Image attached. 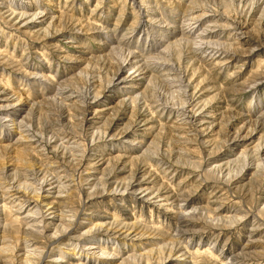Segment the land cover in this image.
I'll list each match as a JSON object with an SVG mask.
<instances>
[{
	"label": "rangeland",
	"instance_id": "rangeland-1",
	"mask_svg": "<svg viewBox=\"0 0 264 264\" xmlns=\"http://www.w3.org/2000/svg\"><path fill=\"white\" fill-rule=\"evenodd\" d=\"M49 2L4 0L0 6V12L26 13L0 18V94L10 98L0 97V233L16 252L30 238L39 240L29 264H264V0H57L46 9ZM177 13L191 37L168 40L165 29L174 27L167 20ZM31 18L36 22L28 32L17 28ZM160 35L164 45L146 55ZM128 51L144 54L143 74L134 65L120 67ZM226 52L232 62L215 65L214 54ZM177 66L186 70L193 106L211 105L210 127L180 122L173 108L184 97L168 88L171 74L164 68ZM75 90L99 103L83 111ZM106 106L95 124L85 119ZM3 126L12 132L7 137ZM242 128L251 130L250 141L247 133L236 137ZM63 133L71 134L70 143ZM33 141L42 155L32 150ZM46 157L59 163L38 190ZM85 159L104 160L88 180L79 170ZM147 172L153 191L138 197L131 185ZM10 181L27 194L22 201L40 204L30 201L18 215L41 208L46 221L36 230L43 232L13 219L20 201L9 203L12 197L2 192ZM167 194L171 199H162ZM42 195L69 221L52 219L38 200ZM215 208L221 212L213 219Z\"/></svg>",
	"mask_w": 264,
	"mask_h": 264
},
{
	"label": "bare ground",
	"instance_id": "bare-ground-1",
	"mask_svg": "<svg viewBox=\"0 0 264 264\" xmlns=\"http://www.w3.org/2000/svg\"><path fill=\"white\" fill-rule=\"evenodd\" d=\"M57 0H51V2H49V6L48 8L46 9H51L53 7H56L57 6V3L56 2ZM168 1V0H167ZM4 6V0H0V6ZM16 6H19L20 9L23 8L24 5H21L20 3L16 4ZM5 7V6H4ZM9 7V6H8ZM1 10V9H0ZM5 12H10V18L14 19L17 15L19 16H24L26 13L23 11V10H20V11H15V9H11L10 7L7 8L6 10H4ZM5 12H0V18L3 20L5 19L6 17H8L6 15ZM13 12H15L13 14ZM39 13V12H38ZM184 15V14H183ZM42 16V15H41ZM179 17L181 18V13H177L175 14L174 18L172 17L171 18V15H170V18L169 20L167 21H170L169 23L166 24L167 27H170L171 24H173V27L174 29L172 30L171 28L170 29H165L166 31H169L167 34H164L166 35L167 39L168 40H171V38H177V36H181L179 38H183L184 36L186 37H191V31L189 29H187L185 27V24L181 23V25L179 26L178 24L179 23ZM35 18H31L30 20H27V21H24L22 22L17 28L21 29L23 32H28L27 31V28L30 26V25H34L36 20H34ZM21 22V21H20ZM159 31H162L163 28H159L158 29ZM201 35V34H200ZM199 35V36H200ZM209 35L208 32L207 33H203L201 38H204L205 36ZM162 37L164 36H161L160 35V41H158V43L154 44L152 49H149L147 50L146 52V55L148 54H153L154 52H157L159 50V47L164 45V43L162 42L161 43V39ZM185 38V37H184ZM159 44V46L157 48H154L156 47L157 45ZM253 49V48H252ZM223 53H218V54H214V58L217 59V63H215V65H222V66H228L232 60L234 59L233 58V55L232 53H229V52H226V54H223ZM124 56L121 58V68H124V67H127V66H130V65H134L135 67H137V72L138 74H143L144 72L142 71L143 69V64L145 63V60H144V57L142 55V53H139V54H136L135 52L131 51L129 53V51L127 53L124 52L123 54ZM222 55V56H221ZM221 56V57H220ZM149 57V56H148ZM213 56L210 57V59H212ZM167 65H169V63H167ZM175 67V66H174ZM165 69L168 70L167 73H170L171 74V78H169L168 80L171 82V83H167L168 85V88H171V87H175L176 89L180 90V94L182 95L181 97H184L183 101L184 103L178 107L176 106H172V107H176V108H173L175 109L176 111H179V120L182 124H193L194 121L196 120H200V125L202 123L206 124L207 127H210L212 125V122L209 120L210 118H213L214 115L212 113V107L210 104H202L203 108L201 109H198L196 108V106H193V103L195 100H197V98H195V94L191 95L188 93V90L190 91L191 90V86L188 87V84L186 83V78H187V74H186V70L185 69H181L179 70L178 69V66H177V71H175L176 69H172L169 70V67H164ZM170 71V72H169ZM179 71V72H178ZM166 73V74H167ZM168 76V74H167ZM231 77V76H230ZM233 77V76H232ZM231 77V78H232ZM230 78V79H231ZM128 79L130 78H126L123 77V80H126L128 81ZM191 78L188 80V83L190 82ZM130 87H133V86H130ZM65 89V88H64ZM166 89V88H165ZM82 90V89H81ZM131 89H129L130 91ZM168 90V89H166ZM173 90V89H172ZM177 90V91H178ZM76 91V90H75ZM128 91V92H129ZM175 92H177L176 90H173ZM77 92V91H76ZM81 92V91H80ZM6 91H4L2 94H5ZM193 93H196L195 91H193ZM2 94H0V97L2 100H10L9 97L7 98H3ZM81 95V94H80ZM78 95V92L76 93L75 95V98H78V99H83V102L85 103V108L83 109V111H86L87 108H89L93 103L94 104H97L99 103V99L97 100H92V101H89L85 98H80ZM164 97V96H163ZM195 98V99H194ZM13 107V105L11 106ZM171 108V106H170ZM9 109V108H7ZM106 109H108V107H102L100 109H95V113L97 114V116H91V117H87L86 116V120L88 122H91L93 124H95L96 121H98V119H101V116L98 115L100 114L101 111H105ZM172 110V108H171ZM173 111V110H172ZM171 111V112H172ZM192 111H195L197 112V114L193 113ZM209 111V112H208ZM211 111V112H210ZM6 114V117L10 115V111L8 110V112L5 113ZM12 116L14 115V113L11 114ZM251 114H247L246 115V119L249 121L247 122V127L249 126L248 124L250 122H252L251 118H250ZM259 122H264V117H261L259 119ZM91 126V125H89ZM6 127L3 126L2 127V131L5 129ZM142 128V127H141ZM248 128H251L250 126ZM144 130L145 129H150V128H143ZM252 129V128H251ZM12 130L13 132H16L17 134H21L20 133V130L16 129L15 128H12L10 129ZM63 130V129H62ZM91 131V130H90ZM242 132H240L236 137L237 138H240L244 135L245 139H247L246 141H250L253 136H251L252 132H250L251 130L248 129V131L244 130V128H242L241 130ZM145 132V131H144ZM249 132V133H248ZM12 133V132H11ZM10 132H5L4 130V137H7L8 134H11ZM70 133L66 134V133H63L62 135V141L64 140L65 143H70L69 141L72 140V137H68ZM71 135V134H70ZM84 135L87 136V133L85 131ZM92 135V133H91ZM31 138L32 139V135H29L27 134V137L26 139L28 138ZM75 136V135H74ZM89 138V137H88ZM94 139V138H93ZM74 141V140H73ZM63 143V142H62ZM135 143V142H134ZM85 145V144H84ZM32 146V150L34 148V150H37L39 153L40 151L38 149L42 148L41 144L37 141H33V144H31ZM66 148V146H64ZM69 147L72 149H76L75 146H70ZM68 148V147H67ZM53 152V151H52ZM262 152L261 153L262 155L264 154V146H262ZM163 153V152H162ZM42 155V153H40ZM53 154V153H52ZM160 154V153H159ZM261 155V156H262ZM71 157V156H70ZM86 156H82V161L84 160L83 158H85ZM157 158L156 155H149V158ZM48 159V164H44V166L40 168V173L42 174V176L44 178H41V183H40V186L38 187V190L41 189L44 184L46 182H48L50 180V177L51 175H54L56 173L57 170H55L56 168V165L53 166V163L54 164H58L59 161L57 160H50L51 158L49 157H46ZM53 158V157H52ZM80 159V158H79ZM97 159V158H96ZM158 159V158H157ZM103 159L101 160H97V161H92L90 159H85L84 163L82 162L81 163V166L79 167V170L80 169H83V170H86V173H87V180L89 179L90 176H93L91 175V169H94V167L96 165H99V164H102L103 162H100L102 161ZM233 160V159H232ZM79 161V160H78ZM81 161V160H80ZM104 161V160H103ZM162 161V160H160ZM159 161V162H160ZM230 161V159L224 161L223 163H221V168H223L226 164H228ZM100 162V163H99ZM150 163V162H149ZM80 164V163H79ZM43 165V164H42ZM227 166V165H226ZM150 167V171L152 169H154V165H152L151 163L149 164V166H146V168ZM156 167V166H155ZM165 167H171V164L168 165V166H165ZM147 169H144V173ZM62 170H59L57 173H60ZM38 173V172H37ZM63 175L61 177H65V173L63 172L62 173ZM142 174V173H141ZM152 176L151 172H147L146 175H143V177L136 183V184H132L131 186L134 187V190L136 191V193L138 194V197H145L147 196L151 191H153V185H154V182L152 180H149V178ZM204 177V175H203ZM201 183V182H200ZM88 184V183H87ZM4 187H6V190L2 191L4 195H7L6 197H12L11 200L9 201L10 202H13L15 200H18L20 202L19 203V207L18 209L16 210L17 214L13 217V219L15 220L16 223H19V222H25V223H30L26 228L29 229L30 231H35L37 233H41L43 232V230H36L38 227H43L45 225V221H46V216L42 213L41 211V208H40V212H30L32 211L33 207H30L29 209V213L26 214L25 216H20L18 215V213H21L20 211L23 209V207L29 203L30 201H34V200H30L29 198L27 200H23L22 201V197L23 196H27V194L20 188V186L18 184H16L15 181H10L8 183H4L3 184ZM159 188H165V191L166 192H169L171 190H169L168 186L164 185V184H161L159 186ZM159 188L156 189V192L155 194L153 195H150V196H155L157 195L158 191H159ZM37 189V188H36ZM45 192L47 190H44ZM173 191V190H172ZM174 194V193H173ZM176 195V194H174ZM148 196V197H150ZM45 195H42L40 197H38V200L40 202H43L41 203L42 206L46 207L47 208V211L50 210L49 213H52L53 215L51 216L52 219H59V220H65V221H69V220H66V215L61 212L60 210V207L59 205L57 204H54V203H44L45 202ZM146 197V199L148 198ZM162 199H171V195L167 194L166 196H164ZM146 201H149L146 200ZM157 201H160V200H155L154 202H157ZM35 202V205L34 206H39L40 207V204L36 201ZM29 205V204H28ZM27 205V206H28ZM155 204H153L154 206ZM165 205H168L167 203H162L159 205V207H164ZM221 210L219 208H215L213 209L210 214H211V217H213V219H216V217H214V214H220ZM209 213V212H208ZM61 215V216H60ZM210 217V215H209ZM38 220V221H37ZM211 220V218H210ZM243 221H245V218H243L242 220V217H237V223H242ZM11 224H12V221H9ZM50 224L53 223V220L49 221ZM1 225V224H0ZM261 225H259L258 227H256V229L260 228ZM3 230V229H2ZM2 230H0V232H3ZM259 230V229H258ZM122 232H126L124 230H122ZM0 264H29L27 262V259L29 260V258H34L36 255V252L39 251V248L36 246L38 243H39V240H37L36 238H30L25 244V246H23V248L19 251L16 252L17 250V245L16 246H13L11 244V240L10 238H7L5 237V235H3L2 233H0ZM130 234H132V231H128L126 235L124 236H130ZM67 235V234H66ZM61 236H65V233L61 234ZM99 239V238H97ZM133 239H139L141 241V237L139 236H134ZM161 246V245H160ZM159 246V247H160ZM162 247V246H161ZM179 248V247H178ZM156 249V248H155ZM172 249H173V246H172ZM176 249V247H175ZM154 250V249H153ZM159 250V249H158ZM149 251V250H148ZM152 251V249H151ZM150 252V251H149ZM158 252V251H157ZM60 259H58L56 261V263H59Z\"/></svg>",
	"mask_w": 264,
	"mask_h": 264
}]
</instances>
